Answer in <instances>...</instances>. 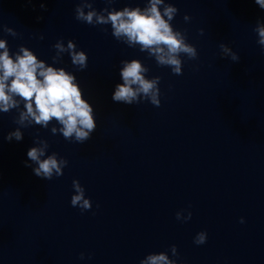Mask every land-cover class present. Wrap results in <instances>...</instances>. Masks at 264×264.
Segmentation results:
<instances>
[{
	"label": "clouds",
	"instance_id": "9594fccd",
	"mask_svg": "<svg viewBox=\"0 0 264 264\" xmlns=\"http://www.w3.org/2000/svg\"><path fill=\"white\" fill-rule=\"evenodd\" d=\"M94 0H79L75 8V19L88 25H111L112 35L129 47L139 46L141 52H147L159 66L168 67L174 75L183 74L182 57L194 60L198 56L194 45L187 42L186 35L174 29L171 21L178 13V9L165 0H147L145 7H124L121 10L104 8L97 11L93 7ZM112 4L114 0H105ZM255 3L264 9V0H255ZM44 8V4H41ZM162 8V10H161ZM185 22L190 20L188 15L183 17ZM4 31L15 36L11 28ZM257 33V43L264 50V23L257 22L254 29ZM203 34V29L200 30ZM43 40V35L40 36ZM53 47L56 56L53 62H58L62 54L70 56L71 63L77 70H84L88 66V56L83 50H78L74 41L58 40ZM220 49L224 57L238 61L239 56L226 44L221 43ZM119 75L122 83L115 85L112 100L126 105L139 104L148 101L155 107H160V77L148 78L149 69L139 60L121 61ZM23 103V109L20 105ZM16 109L19 112L16 123L20 126L8 133L6 139L20 141L23 139L22 127L33 124L48 128L55 120L57 126L51 127L53 135L62 134L65 140L84 143L91 139L97 128L93 106L83 96L77 83L76 76L63 67L47 64L37 57L32 50L20 46L14 54L10 53L7 41L0 39V113H8ZM36 146L27 151L26 167H31L33 174L44 180L63 175V169L68 160L58 157L53 152L47 154L49 144L46 140H34ZM74 194L71 196V206L78 207L81 212L92 208V201L85 195V188L79 180H73ZM192 213L187 216L177 212V220H190ZM244 223L243 218L240 220ZM207 240V233L201 231L194 238V243L202 245ZM173 256H177L175 245L170 249ZM81 259L84 254L81 253ZM140 264H177L165 252L150 253L140 261Z\"/></svg>",
	"mask_w": 264,
	"mask_h": 264
}]
</instances>
